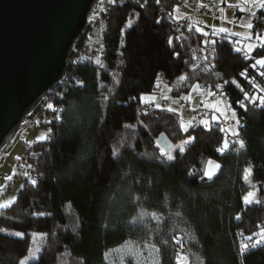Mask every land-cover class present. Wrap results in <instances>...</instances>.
I'll use <instances>...</instances> for the list:
<instances>
[{
    "label": "trees",
    "instance_id": "trees-1",
    "mask_svg": "<svg viewBox=\"0 0 264 264\" xmlns=\"http://www.w3.org/2000/svg\"><path fill=\"white\" fill-rule=\"evenodd\" d=\"M178 4L105 0L91 20L104 22L99 54L87 40L90 21L73 41L64 77L32 109L43 107L49 131L27 148L30 174L0 208V264H21L34 233L44 242L24 264H108L105 253L127 240L157 247L159 264L183 256L187 264H264V242L256 244L254 235L264 230V105L244 100V92L253 94L250 80L264 89V68L251 66L264 47L245 59L234 51V36L205 37L184 24L174 29ZM252 25V33L264 30L263 9ZM158 75L173 94L219 84L245 147L217 151L226 134L215 113L207 127L200 120L184 132L175 112L142 104L140 95L154 89ZM55 105L60 119L51 122ZM161 133L172 142L173 161L161 155ZM189 137L179 152L176 145ZM208 159L219 163L211 178L204 175Z\"/></svg>",
    "mask_w": 264,
    "mask_h": 264
},
{
    "label": "water",
    "instance_id": "water-1",
    "mask_svg": "<svg viewBox=\"0 0 264 264\" xmlns=\"http://www.w3.org/2000/svg\"><path fill=\"white\" fill-rule=\"evenodd\" d=\"M98 0H0V146L58 83ZM166 151L164 133L155 139Z\"/></svg>",
    "mask_w": 264,
    "mask_h": 264
},
{
    "label": "rangeland",
    "instance_id": "rangeland-1",
    "mask_svg": "<svg viewBox=\"0 0 264 264\" xmlns=\"http://www.w3.org/2000/svg\"><path fill=\"white\" fill-rule=\"evenodd\" d=\"M104 2L105 0H99L89 15L90 22H88L90 26L87 31V40L95 47L96 44L100 42L104 22L103 19H99L98 22L91 20L100 16V12L104 8ZM185 3L178 4L174 7L173 17L176 20L183 18L188 13V5ZM241 7L246 8L250 13H254L258 9H261L259 7L253 8L251 3L247 2V0H214L213 15L209 16L197 12L194 17V28L195 30L200 28L202 30L200 33L207 32L208 35H212L214 28L219 29L220 27H224L228 29V32L225 34L231 35L232 32L239 34L238 36H234L236 38V43L239 41V43L236 44V47H241L243 52L244 47L247 44H256L258 47L260 41H258L256 37L257 35L264 37V30L261 33H252L249 28L239 23L236 11ZM249 36L251 39L248 38ZM193 85L187 92L182 91L179 94H173L171 92V84L158 75L154 89L150 92L142 93L145 95V102L142 104L155 108H173L175 109L174 112L179 117L180 123L184 122L185 124L189 121L193 122L192 110L199 105L204 109L211 111L210 109L215 110V108L211 106L216 103L215 106L220 109V111L215 110L216 112L224 113L225 110L228 109L232 116V111L229 109L228 104L223 98L212 97V90L200 85L198 90H193ZM209 92L211 95L208 94ZM252 96H262V93L260 90L254 88ZM181 97H183V99H181ZM47 100L48 97H46L45 100L39 101V103H45ZM180 102H185L187 105L180 106ZM206 105H209V107H206ZM50 115L51 113L49 114L48 119H50ZM213 115L215 114L213 113ZM44 120L43 107H40L36 114H34L32 110L29 111L22 117L13 134L2 146V149L0 150V204H11L16 198L18 189L22 186L25 176L30 174L29 162L26 158L27 148L29 149L31 143L40 141L37 139L39 136H45L46 139L49 125L44 124ZM233 121L234 125H236V118H233ZM235 130L237 131V129ZM225 141H227V144L229 145V139L226 138ZM18 157L19 159H17ZM209 161H212L213 163L210 165ZM215 165H219L215 159H208L204 166V173L206 169H210L213 173V177L218 170ZM26 173L27 175H25ZM250 199L251 196L249 197V200ZM43 242V234L34 233L32 237V245L27 254L22 257L21 261L26 263L36 259L41 251ZM157 251V247L151 244L127 240L121 245L109 249L105 253V259L108 264H159ZM181 252H185L184 248H181ZM186 261V256H183L179 264H187Z\"/></svg>",
    "mask_w": 264,
    "mask_h": 264
},
{
    "label": "snow or ice",
    "instance_id": "snow-or-ice-1",
    "mask_svg": "<svg viewBox=\"0 0 264 264\" xmlns=\"http://www.w3.org/2000/svg\"><path fill=\"white\" fill-rule=\"evenodd\" d=\"M159 2H160V0H157V3H159ZM247 2H250L253 8L259 7L261 9H264V0H247ZM241 10L243 11V9H241ZM253 15H254V13H253ZM246 27L249 28V29H251L253 27V25L251 23H248L246 25ZM196 31L197 32H202V30L200 28H197ZM226 32H228V29H226L224 27H220L219 29H215L214 28L213 29V32H212V35L215 36V35H217L219 33H226ZM202 34L205 37H207V35H208L207 32H203ZM231 35L232 36H238L239 34L236 33V32H232ZM248 38L251 39L250 36ZM256 39L258 41H260L259 46L260 47H264V37H261V36L257 35ZM204 42L207 43V41H204ZM169 43L171 44V39L169 40ZM212 43L214 44L215 42L213 41ZM237 43H239V41H237ZM256 47H257L256 44H247V45H245V47H244V58L245 59H249L250 53ZM234 51L241 52L242 49H241V47H235L234 48ZM251 66L253 68H256L257 66H261L262 68H264V57H261V58L256 59L255 60V63L252 64ZM240 75L241 76H245L246 75V72H241ZM260 75L261 76H264V72H261ZM179 79L180 80H184V77L181 76ZM232 83L235 84L236 81L233 80ZM249 83L252 85L253 88L258 89L260 91H264V89H260V87H259V85H257L255 79L250 80ZM237 86L239 87V85H237ZM216 87L219 88L220 85L218 84V85H216ZM198 88H199V85H193V90H198ZM241 91H243V89H241ZM208 94L211 95L210 92ZM181 99H183V97H181ZM244 100H248L249 102H254L256 100H259L260 104L261 105H264V96H250L247 92H244ZM140 102L141 103H144L145 102V95L142 94L140 96ZM239 103H240V107L243 108L245 106L243 101H239ZM47 107L51 109L53 107V105L50 103V104L47 105ZM157 107H159V106H157ZM206 107H209V105H206ZM211 107H214L216 111H220V109L218 107H216L215 105H212ZM228 107L230 108V106H228ZM167 111L168 112H174L175 109L168 108ZM232 117L233 118L236 117V113L235 112H232ZM57 119H60V117H57ZM193 119H195V117H193ZM211 119L213 121H215V120H217V117L215 115H213L211 117ZM200 123L203 124L205 127H207L209 122H208V120L205 119V120H201ZM239 123H240L239 120H236V125H239ZM236 125L231 126L229 129L220 128V131L221 132H229L232 136H238L239 133L235 130L236 129ZM191 126H192V122L191 121H189L187 124H185L184 122H181L180 123V129L182 131H184V132H188L189 131V128ZM37 139L40 140V141H43V140H45V136H39ZM191 139L192 138L189 137V139L184 140L181 144L176 145V147L178 148L179 152L183 153L185 151V145L191 143ZM236 144H238L241 149H243L245 147V143H244V141L242 139H238L236 141ZM227 147H228V144H227V141H225L224 147L217 149V151L223 152L224 149L227 148ZM117 151H118V149H114L113 150V155H116L117 154ZM160 152H161V155L162 156H165L166 157L167 161H173L174 160V156L172 154V149L171 148H169L167 151L165 149L161 148L160 149ZM17 159H19V157ZM212 163H213L212 161H209V164L210 165ZM215 167L218 168L219 165H215ZM204 174L206 176H208L209 178H211L212 175H213V173H212V171L210 169H206ZM25 175H27V173ZM30 182H31L32 185H36V183H37V181L34 180V179H32ZM252 195L253 194L251 192L248 193V196H246L244 198L245 203H249L250 202L249 201V197L252 196ZM6 207H8V205H6V204H0V208H6ZM177 214H179V213H177ZM143 215L144 214L141 213L140 217H134L133 218V221L135 222L137 219H141L143 217ZM14 234L17 237L22 236V233L21 232H15ZM254 235H259V237H260L258 240L255 241L256 244H259V243L264 242V230H262L259 234H254ZM249 239H251V237H249ZM247 247H248V245H242V248H244V249H246ZM21 264H24V261H21ZM177 264H179V261L177 262Z\"/></svg>",
    "mask_w": 264,
    "mask_h": 264
},
{
    "label": "built area",
    "instance_id": "built-area-1",
    "mask_svg": "<svg viewBox=\"0 0 264 264\" xmlns=\"http://www.w3.org/2000/svg\"><path fill=\"white\" fill-rule=\"evenodd\" d=\"M180 4L183 3H191V11L189 12V14L187 13L183 18L174 21L173 23V28L177 29L179 28L181 25H186L187 27H193V22H194V17L196 15L197 12H201L205 15H213L214 13V0H179ZM96 49H97V54H99L100 51V42H98L96 44ZM202 52H205V50H202ZM103 62L99 61V64L101 65ZM67 64H68V60H67ZM64 77V75H63ZM62 77V78H63ZM76 84H80V82L77 80L75 82ZM215 84L214 85V90L212 91V97L214 98H222L221 92H220V88L216 87ZM52 88H50L46 93H44L41 96V100H45L46 97L49 98L48 93L51 91ZM180 106H185L187 105L185 102H180L179 103ZM60 113H61V108L58 105H55L51 115H50V121L53 122L55 120H58L57 117H60ZM193 113V117H195V119H193V122H197L200 121L202 119H206L209 120L211 119V117L213 116V112L204 109L201 105H199L198 107H195L192 110ZM218 121L219 124L221 126V128H225V129H229L231 126L234 125V121L233 118L230 114V111L228 109L225 110L224 113H222L221 115L218 116ZM226 134V138L229 139V144H235V146H238V144H236V141L239 139L238 136H232L229 132H225ZM257 245L254 244L253 247H256Z\"/></svg>",
    "mask_w": 264,
    "mask_h": 264
},
{
    "label": "crops",
    "instance_id": "crops-1",
    "mask_svg": "<svg viewBox=\"0 0 264 264\" xmlns=\"http://www.w3.org/2000/svg\"><path fill=\"white\" fill-rule=\"evenodd\" d=\"M188 5V14L189 12L191 11V3L188 2V3H185ZM186 5V6H187ZM243 9V11L241 10ZM256 12H254L255 14ZM236 15H237V19L239 21V23L243 24V25H247L248 23H251L252 24V20H253V13H250L246 8H238L237 11H236ZM179 19V18H178ZM194 24V22H193ZM194 27V25H193ZM252 29V28H251ZM250 29V30H251ZM216 102V101H215ZM216 105V103H215ZM213 113L217 114L218 116L221 115L222 113L221 112H216L214 109H210Z\"/></svg>",
    "mask_w": 264,
    "mask_h": 264
},
{
    "label": "bare ground",
    "instance_id": "bare-ground-1",
    "mask_svg": "<svg viewBox=\"0 0 264 264\" xmlns=\"http://www.w3.org/2000/svg\"><path fill=\"white\" fill-rule=\"evenodd\" d=\"M99 1V0H98ZM96 1L93 5H92V9L91 11L93 10L94 6L96 5V3L98 2ZM9 138H6L5 141L2 143V145L0 146V150L2 149V146L8 141Z\"/></svg>",
    "mask_w": 264,
    "mask_h": 264
}]
</instances>
